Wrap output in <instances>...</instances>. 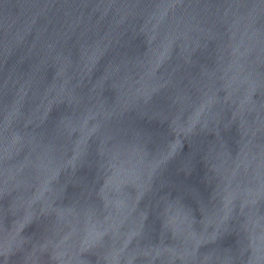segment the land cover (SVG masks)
Wrapping results in <instances>:
<instances>
[{"label":"water","instance_id":"obj_1","mask_svg":"<svg viewBox=\"0 0 264 264\" xmlns=\"http://www.w3.org/2000/svg\"><path fill=\"white\" fill-rule=\"evenodd\" d=\"M0 264H264V0H0Z\"/></svg>","mask_w":264,"mask_h":264}]
</instances>
